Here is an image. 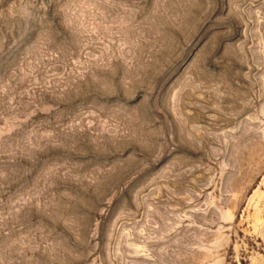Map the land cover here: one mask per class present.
<instances>
[{
  "label": "rangeland",
  "instance_id": "374dc122",
  "mask_svg": "<svg viewBox=\"0 0 264 264\" xmlns=\"http://www.w3.org/2000/svg\"><path fill=\"white\" fill-rule=\"evenodd\" d=\"M0 264H264V0H0Z\"/></svg>",
  "mask_w": 264,
  "mask_h": 264
}]
</instances>
